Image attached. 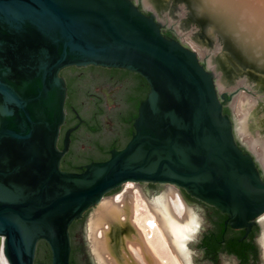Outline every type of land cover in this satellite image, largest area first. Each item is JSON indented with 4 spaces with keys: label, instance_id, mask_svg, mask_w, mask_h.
Wrapping results in <instances>:
<instances>
[{
    "label": "water",
    "instance_id": "1",
    "mask_svg": "<svg viewBox=\"0 0 264 264\" xmlns=\"http://www.w3.org/2000/svg\"><path fill=\"white\" fill-rule=\"evenodd\" d=\"M188 1L182 9L206 20L217 41L228 39L264 74V4ZM171 5L0 0V239L9 264H34L40 240L50 246L51 264H70L71 224L130 182L180 188L228 215L226 225L246 236L264 216V166L253 147L240 146V118L233 114L238 92L249 89L224 91L210 62L206 67L180 38L163 34L183 15ZM224 57L228 63L230 53ZM72 66L124 69L150 88L126 147L81 173L61 170L79 125L58 147L68 94L60 73ZM228 94L231 117L224 114Z\"/></svg>",
    "mask_w": 264,
    "mask_h": 264
},
{
    "label": "rangeland",
    "instance_id": "2",
    "mask_svg": "<svg viewBox=\"0 0 264 264\" xmlns=\"http://www.w3.org/2000/svg\"><path fill=\"white\" fill-rule=\"evenodd\" d=\"M181 1L190 2L188 0H172L171 9H173L175 15L183 13L180 23H172V27L177 30L176 34L182 40V43L196 51L203 62L206 64L210 62L219 74V83L224 91L240 85L248 87L249 91L242 89L238 92L233 114L236 119L241 117L239 113L240 100L246 97L247 99L243 101L242 106L244 110L249 112L247 119L249 132L243 135L240 140L245 147H249V141L253 138L257 139L259 145L254 148V151L259 154V152L264 150V100L262 99L264 96V74H261L259 71L257 72L256 69L258 67L255 66L257 64L254 61L246 59L240 52L235 50L228 39L222 43L217 41L216 35L213 33L209 23L198 17L193 10L182 9L180 5L183 2ZM257 1L261 5L264 4V0ZM227 52L230 53V57H227L229 59L228 63L224 57V53ZM97 85L101 89L95 88ZM88 89H90V93H98L104 98L106 114L100 118L102 127L100 132L92 133L87 127L79 132V138L75 144L79 162H84L90 157L102 158L104 152L99 150V147L96 145L97 142H100L101 146L107 147L115 140L119 141L120 144H125L128 135L124 126L120 124L119 117L120 113L125 110L123 101L129 86L126 84L112 86L111 84H107L105 79H101L96 83H91V88ZM83 101L85 105L81 109L82 114L90 121L95 110V104L90 100V97L84 98ZM133 184L139 191L138 193L133 195L127 192L128 183H126L119 194L105 197L89 214L87 237L90 242V251L93 253L97 264H139L134 252L128 249V247L144 249V236L139 232L138 226L145 229L148 234L149 229L145 222L152 218L151 213H149V207L156 208L157 201L160 200L162 201V209H164L165 206H168L173 192L179 193L177 188L172 185L160 186L159 190L154 193L146 192L144 190L145 185ZM122 194L127 195L125 199L127 222H123L122 218L117 219L108 216L111 210L118 208L119 204L115 199ZM188 209L189 215L195 219L198 227L203 220L202 213L194 207H188ZM135 216L137 217V221L134 219ZM184 223L182 224L184 225ZM107 226L110 228L106 229ZM102 231L107 235L110 252L102 249L100 244L102 238H97V233L100 234ZM260 231L259 243L261 244L262 257L264 258V222ZM148 237L158 250L161 258L166 260L168 264H178L169 246L165 243L161 233L157 229L151 231ZM3 243L4 240L0 239V257ZM191 252L193 256L191 260L189 259L190 264H213L211 260H199L200 256L197 255L195 248H191ZM145 254L150 257L149 261L153 260L151 254L147 252ZM180 256L183 262L188 264L186 255L180 253ZM218 264H239V262L234 258L225 257L221 258Z\"/></svg>",
    "mask_w": 264,
    "mask_h": 264
},
{
    "label": "flooded vegetation",
    "instance_id": "3",
    "mask_svg": "<svg viewBox=\"0 0 264 264\" xmlns=\"http://www.w3.org/2000/svg\"><path fill=\"white\" fill-rule=\"evenodd\" d=\"M140 8H143L142 4H139ZM168 30H171L172 33L168 34ZM163 34L170 39H179L176 34V31L173 27H164L162 29ZM204 65L207 67V64L203 62ZM60 76L64 78L67 88L71 86L72 90L74 91V100L68 103V94L65 104L66 109V121L65 124L61 128V135L58 142V147L60 150L63 149L64 143V136L67 130L70 128L76 127L79 125V128L76 130H80L82 127L88 126V120L82 114L81 109L84 107L85 102L83 101L84 98L90 97V100L93 101L95 104V110L92 115V118L97 114L99 110H103L104 113L98 117V122L101 125L100 118L106 114V104L104 98L99 95L98 93H90L91 83H96L101 79H105L107 84L113 85H128L129 89L126 94V97L123 101L125 104V110L120 113L119 121L124 129L127 132L134 131L133 124L134 120L138 116L135 115V106L134 100H136L138 96V92L141 86H143V82L141 78L138 77V74L124 70V69H116V68H103V67H96V66H86V67H77L72 66L65 68L61 71ZM95 88L101 89L99 85L95 86ZM232 101V96L230 94L226 95L225 100L223 101L224 108H229L230 112V103ZM232 114V113H231ZM78 116L80 119H78ZM71 117H75L76 122L72 123V126L67 127V119ZM81 120L84 121L81 123ZM102 128V127H101ZM75 131V132H76ZM72 133L73 134L75 133ZM71 136L70 148L68 153L62 158L61 160V170L69 173H81L84 171L85 167L93 162H104L110 159L111 154L103 153L102 158H94L90 157L84 162H79V156L75 150V144H73ZM132 137V135H131ZM79 138V137H78ZM131 140V139H130ZM129 140V141H130ZM128 141V142H129ZM114 142H117L118 146H121V149L116 150L120 151L123 150L128 142L125 144H120L119 141H113L109 146H111ZM240 146L244 149L245 152H249V150L239 141ZM114 150L111 149L110 152ZM72 152L73 155L71 159L67 162L65 161V157ZM260 173L264 179V171L259 166ZM145 185L144 190L146 192H154L156 193L159 190L160 186L164 184H155V183H138ZM177 188V187H176ZM116 189L106 196H113L119 194L120 190ZM179 194L184 201L185 205L188 207H194L198 211H200L203 215V220L198 225L196 232L192 239L187 241L186 243V251L185 255H189L190 260L192 259L193 253L191 252V248H195L196 253L200 256L199 260H212L216 264L219 262L221 258H234L236 259L239 264H264V258L261 255V244L257 240V236L262 227V223L264 222V216L255 220L254 225L252 226L250 232L246 236L245 229H233L229 224L226 225L228 221V215L223 214L215 207L210 206L202 201L195 199L189 196L184 190L177 188ZM124 195V194H122ZM119 195L118 197L122 196ZM118 202L117 198L115 199ZM119 204V202H118ZM120 205V204H119ZM98 206V205H97ZM97 206H94L87 210L83 216L75 220L70 228V240H71V256H70V264H97L94 259L93 253L90 251V242L87 237V220L89 214L95 209ZM123 210L125 205L118 206ZM127 213L120 216L119 219L122 217L123 222H127ZM118 219V218H117ZM147 226V224H146ZM110 227L107 226L106 229ZM105 232L97 233V238H103V234ZM102 234V235H101ZM43 245L45 247L46 253L51 254V262H52V252L50 246L47 244L46 241L40 240L37 245L36 256L34 264H46L44 261H38L37 254L38 248ZM229 248H236L239 250L240 254L233 253L230 251ZM240 255V256H239ZM192 263V262H191Z\"/></svg>",
    "mask_w": 264,
    "mask_h": 264
},
{
    "label": "bare ground",
    "instance_id": "4",
    "mask_svg": "<svg viewBox=\"0 0 264 264\" xmlns=\"http://www.w3.org/2000/svg\"><path fill=\"white\" fill-rule=\"evenodd\" d=\"M246 99H247L246 97H243L240 100V106H239V113L241 114V117L239 119V131L242 135H246L249 132V124L247 120L249 112L247 110H244L242 106L243 101H245ZM249 145L255 148L257 145H259L258 140L254 138L251 139L249 141ZM258 157L264 166V150L259 152ZM135 187L136 186H134L133 183L131 182L128 183L127 192L135 195V193L139 192ZM126 198H127L126 194L117 197V200L121 206L123 204L125 205ZM156 206H157L156 208L149 207V211H150L149 213H151L152 218L151 217H150L151 219L148 218L149 220H146L145 222V224H147V227L149 229L148 234L146 233L145 229L137 225L139 232L141 233V235L144 236V243H145L144 249L142 247H141L142 249H140L139 247H134V248L128 247V249L131 252H134V255L138 260L139 264H168L166 260L161 258L158 250L154 247V245L151 243L148 237L151 231L157 229L161 233L165 243L169 246L177 263L185 264L180 256V253L183 255L185 254L186 243L187 241L193 238L194 233L197 230V222L191 215H189L190 213L189 209L185 205L179 193L173 192L172 196L169 199L168 206L167 207L165 206L164 209H162V201L160 200L157 201ZM126 213H127L126 210H123L120 207H118L111 210L108 216L112 218H120L121 215ZM134 219L135 221H137L136 216ZM182 223H184V225ZM100 244L102 249H104L105 251H109V252L111 251L108 245L107 235L103 234V238ZM263 248H264V240H263ZM145 252L151 254L153 256V260L151 259V261H149L150 257H148L145 254ZM186 258H188V264H190L189 255H186ZM0 264H9L8 260L6 259L3 253L1 254L0 257ZM124 264H129V263H124Z\"/></svg>",
    "mask_w": 264,
    "mask_h": 264
},
{
    "label": "trees",
    "instance_id": "5",
    "mask_svg": "<svg viewBox=\"0 0 264 264\" xmlns=\"http://www.w3.org/2000/svg\"><path fill=\"white\" fill-rule=\"evenodd\" d=\"M172 33L171 30H168V34ZM139 78H141L142 82H143V86L140 87L139 89V92H138V96L136 98V100H134V106H135V115H137V111H138V108H139V105L142 101H144L146 98H147V95L150 91V88H149V85L147 83V81L140 75H138ZM74 100V91L72 90L71 86H69L68 88V103L72 102ZM104 113L103 110H99L97 112V114L94 116L93 119H91L89 122H88V130L92 133H98L100 132L101 130V125L100 123L98 122V117L101 116L102 114ZM224 114L226 115H229L231 117V112L229 110V108H224ZM76 120H75V117L73 118H68L67 119V127L69 126H72V123H75ZM77 123V122H76ZM85 127H82L80 130L76 131L73 136H72V142L73 144L76 142V140L78 139V134L79 132ZM131 135H132V132H128V135L126 137V142H128L130 139H131ZM97 147H99V150L101 152H105L106 154H110V150L111 149H121L120 147L121 146H118L117 142H114L111 146L107 147V146H101L100 142H97ZM73 153L70 152L66 157H65V161H69L72 157ZM231 252L233 253H237V254H240L239 253V250H236V248H229ZM240 256V255H239ZM37 258H38V261H44L46 264H51V254H47L46 253V250H45V247L43 245H41L39 248H38V254H37Z\"/></svg>",
    "mask_w": 264,
    "mask_h": 264
}]
</instances>
